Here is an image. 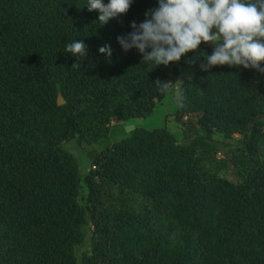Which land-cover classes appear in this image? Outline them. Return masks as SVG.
Returning <instances> with one entry per match:
<instances>
[{
    "label": "trees",
    "instance_id": "16d2710c",
    "mask_svg": "<svg viewBox=\"0 0 264 264\" xmlns=\"http://www.w3.org/2000/svg\"><path fill=\"white\" fill-rule=\"evenodd\" d=\"M86 2L0 0V264H264V74L201 70L203 42L156 67L117 36L157 0L103 26ZM184 61L197 68L182 79ZM157 79L178 95L181 135L136 126L111 143L114 121L167 96ZM74 140L97 145L84 172Z\"/></svg>",
    "mask_w": 264,
    "mask_h": 264
},
{
    "label": "clouds",
    "instance_id": "9594fccd",
    "mask_svg": "<svg viewBox=\"0 0 264 264\" xmlns=\"http://www.w3.org/2000/svg\"><path fill=\"white\" fill-rule=\"evenodd\" d=\"M132 4L133 0H87L85 5L89 12L98 11L96 22L103 26L126 15ZM157 4L145 12L142 22L130 23V32L117 36L125 52L136 49L142 61L167 67L189 52H198L203 42L213 51L202 55L206 63L200 64L201 70L227 65L264 74V0H157ZM87 47L84 40L66 44L65 52L79 57L73 66H80ZM98 51L112 56L109 44ZM154 83L160 93L167 94L169 81Z\"/></svg>",
    "mask_w": 264,
    "mask_h": 264
},
{
    "label": "rangeland",
    "instance_id": "374dc122",
    "mask_svg": "<svg viewBox=\"0 0 264 264\" xmlns=\"http://www.w3.org/2000/svg\"><path fill=\"white\" fill-rule=\"evenodd\" d=\"M196 68V64L184 61L182 79L191 77L194 74ZM178 107L179 98L174 89H172L162 101L157 103L155 111L151 116L145 119H135L127 125L140 126L149 130H153L157 127H166L179 136L181 135L183 127L175 117V111ZM113 123H115V126H113L110 133L111 143H115L126 138L132 132H128L126 128H123V125L118 124L117 121H114ZM96 146L97 145L90 144L86 141L77 142L74 140L71 143V151L76 156L82 172L86 171L91 166L89 161V154L90 151H93V149L96 148ZM259 157L264 161V142H262L260 145Z\"/></svg>",
    "mask_w": 264,
    "mask_h": 264
},
{
    "label": "water",
    "instance_id": "95a60500",
    "mask_svg": "<svg viewBox=\"0 0 264 264\" xmlns=\"http://www.w3.org/2000/svg\"><path fill=\"white\" fill-rule=\"evenodd\" d=\"M57 103H58V105H63L64 103H65V100H64V97H63V95H62V92H59V94H58V100H57ZM126 130L128 131V132H131V131H133L135 128H136V126L135 125H126Z\"/></svg>",
    "mask_w": 264,
    "mask_h": 264
},
{
    "label": "crops",
    "instance_id": "0c3cea01",
    "mask_svg": "<svg viewBox=\"0 0 264 264\" xmlns=\"http://www.w3.org/2000/svg\"><path fill=\"white\" fill-rule=\"evenodd\" d=\"M115 124V123H114ZM118 124H121L123 126H126L127 124H130V122H118Z\"/></svg>",
    "mask_w": 264,
    "mask_h": 264
}]
</instances>
